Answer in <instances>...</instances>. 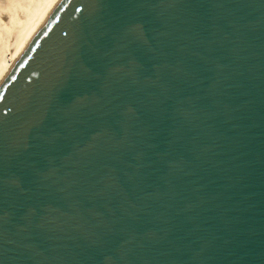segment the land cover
<instances>
[{
    "label": "water",
    "instance_id": "95a60500",
    "mask_svg": "<svg viewBox=\"0 0 264 264\" xmlns=\"http://www.w3.org/2000/svg\"><path fill=\"white\" fill-rule=\"evenodd\" d=\"M0 264H264V0H60L0 85Z\"/></svg>",
    "mask_w": 264,
    "mask_h": 264
},
{
    "label": "bare ground",
    "instance_id": "6f19581e",
    "mask_svg": "<svg viewBox=\"0 0 264 264\" xmlns=\"http://www.w3.org/2000/svg\"><path fill=\"white\" fill-rule=\"evenodd\" d=\"M60 0H0V85Z\"/></svg>",
    "mask_w": 264,
    "mask_h": 264
}]
</instances>
